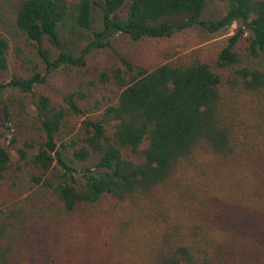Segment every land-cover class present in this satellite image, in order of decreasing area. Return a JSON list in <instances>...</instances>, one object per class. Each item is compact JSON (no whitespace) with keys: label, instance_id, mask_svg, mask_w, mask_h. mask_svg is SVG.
<instances>
[{"label":"trees","instance_id":"obj_1","mask_svg":"<svg viewBox=\"0 0 264 264\" xmlns=\"http://www.w3.org/2000/svg\"><path fill=\"white\" fill-rule=\"evenodd\" d=\"M3 1L0 73L10 78L0 81V238L19 205L37 213L41 241L31 246L39 248L51 230L74 224L67 217L76 211L92 226L89 209L119 210L142 247L126 260L110 249L102 263L84 264H264V0H15L10 24ZM216 1L221 14L204 18ZM237 21L207 56L146 64L115 50L103 67L88 64L118 33L172 37L194 25L214 33ZM28 43L40 57L30 67ZM56 71L64 91L40 94L33 115L2 98L8 88L32 95ZM239 171L251 181L240 185L253 189L254 180V204L215 196L205 179ZM7 257L0 246V264H11Z\"/></svg>","mask_w":264,"mask_h":264},{"label":"rangeland","instance_id":"obj_2","mask_svg":"<svg viewBox=\"0 0 264 264\" xmlns=\"http://www.w3.org/2000/svg\"><path fill=\"white\" fill-rule=\"evenodd\" d=\"M14 1L4 0L1 4V9L4 13L2 18L5 24L11 23L10 19L15 13ZM222 8V3L211 2L205 7L203 17H218L222 12ZM94 20L95 27H99L101 20L98 8L94 10ZM240 25L241 23L237 21L214 33L207 31L200 25H194L179 31L172 37L144 38L142 40H133L127 34L118 33L112 38V47L110 45L104 48H94L88 54V64L94 68L103 67L112 60L115 50H118L133 61L146 64L177 59L180 56H207L225 45L228 38L237 31ZM249 33L246 29L244 36ZM24 48L26 51L25 61H27L28 67L33 66L35 63H40L35 44L28 43ZM13 70L14 68L11 66V71ZM9 78L7 74L1 75L0 73V81L8 80ZM63 91V75L60 71H56L48 76L47 83L38 84L32 95H23L15 89L8 88L4 90L2 98L21 100L28 114L33 115L36 110L35 100L40 94L49 93L57 96L58 93ZM0 110H2L1 106ZM89 164L91 165L93 162ZM73 165L78 169L83 166L81 163H73ZM226 172H228V169H226ZM63 174V170L58 168L51 176L53 175L54 181L59 182L63 179ZM247 176L248 173L244 174L239 171L234 175L229 174L226 180L222 179L220 181V176L216 178L214 183L211 179H205L207 182L209 181L211 191H213L212 193L215 196L217 195L224 200L254 204L255 201L257 202V193L253 178H251L253 189L248 185H240V182H244L246 179L247 182H251ZM75 177L78 178L79 182H82V173L80 171L75 173ZM18 209L19 212H16V217H9L10 221L6 225V232L0 238V246L8 252L7 258L11 264H49L52 261V264H84L87 259L102 263L108 257L110 249L114 250V256L118 258L120 253L123 259L126 260L132 254V251L142 247V240L140 241V239H137L138 237H135L138 234L137 230L133 228V224L127 225L130 220L126 218L128 216L123 215L119 210L114 213L115 216L113 214L109 215L107 211L98 214L96 212L97 209H89L91 211H88L91 217L95 220L97 219L95 224H91L92 226H84V219L87 220V218L83 215V211H76L73 215L67 217L73 220L74 224H64V227L59 232L51 230L52 232L48 233L46 237L48 245L46 242L43 245L41 244L40 248L32 247L31 245H34V242L38 244V240L41 241L38 236L40 232L39 226L34 221L37 213L35 209L30 208V205L25 208L19 205ZM122 215L121 220L125 221L122 225H119L116 216L120 217ZM121 228L124 229V232L121 233L122 235L116 233V237L114 230H120ZM71 232L75 234L72 238L70 236ZM84 232L89 234L88 240H83ZM53 238H57V244ZM52 242H55L54 248L50 246ZM84 247L88 250L87 255ZM142 251L141 249L140 253H138L139 258L143 253ZM115 262L114 258L112 263L115 264Z\"/></svg>","mask_w":264,"mask_h":264}]
</instances>
